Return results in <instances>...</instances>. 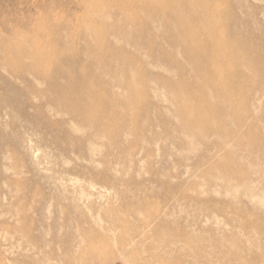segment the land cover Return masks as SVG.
<instances>
[{"label": "rangeland", "instance_id": "obj_1", "mask_svg": "<svg viewBox=\"0 0 264 264\" xmlns=\"http://www.w3.org/2000/svg\"><path fill=\"white\" fill-rule=\"evenodd\" d=\"M0 264H264V0H0Z\"/></svg>", "mask_w": 264, "mask_h": 264}, {"label": "bare ground", "instance_id": "obj_2", "mask_svg": "<svg viewBox=\"0 0 264 264\" xmlns=\"http://www.w3.org/2000/svg\"><path fill=\"white\" fill-rule=\"evenodd\" d=\"M45 30V28H43ZM46 32H47V29H46Z\"/></svg>", "mask_w": 264, "mask_h": 264}]
</instances>
